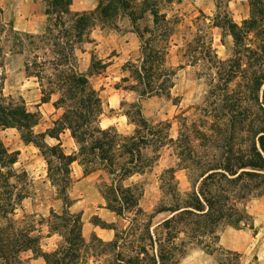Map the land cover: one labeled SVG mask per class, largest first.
<instances>
[{
    "label": "trees",
    "instance_id": "1",
    "mask_svg": "<svg viewBox=\"0 0 264 264\" xmlns=\"http://www.w3.org/2000/svg\"><path fill=\"white\" fill-rule=\"evenodd\" d=\"M41 1L45 4L47 17L41 34L19 33L10 27L18 52L24 54L27 50L32 55L30 61L24 58V72L27 77L37 78L41 103L48 102L51 95L58 94L53 106L55 109L63 108V113L53 122V128L44 133H35L33 128L39 122L38 114L27 111L25 107L5 106L4 97L0 95V130L16 127L24 143H31L41 151L48 165V176L62 201L60 213L50 210L52 222L48 232L58 234L63 242L52 253H46L38 247V236L28 232H9L14 225L6 216L14 212V206L19 205L25 195L8 183L14 174L11 167L17 161L18 152H9L0 140V198L5 197L0 210L1 217L6 219L5 228L0 227V264H10L11 261L19 263V254L28 250L39 253L46 264H74L78 250L84 246L81 215L70 210L72 201L67 194L70 165L75 161L83 168L85 175L99 173L101 180L102 174L106 175L107 181L102 182L98 189L108 201L111 211L122 218L125 214H133L132 234L139 231L136 246L129 255L116 252L117 264H177V245H173V240L181 233L199 244L202 243L200 237L205 235L212 236L216 241L215 229L219 222L233 215H237L236 221L243 217L233 209L231 201L260 195L264 191V105L258 103L257 95L253 96L264 84V0H247L250 14L248 19L241 22V26L226 15L216 24L226 28L232 37L235 48L233 59L220 60L208 34H195L186 44V50L193 55L198 54L225 89L231 81L240 77L245 90L238 96V103L222 108L227 109L224 115H213L214 123L210 129L215 133H221L220 129H224L223 132L227 134L222 135V144L216 143V140L212 144L224 151L203 155L195 150L189 137L167 139L163 133L165 125L147 121L139 103L130 104L134 111L124 113L134 125L131 134H119L114 127L102 128L99 117L103 112V101L88 78L92 75L93 64L88 73L78 70L75 50L83 36L97 22L116 26L117 18H127L131 32L139 41V58L136 64H129L131 75L122 81L133 82L129 89L135 91L141 100L152 96L170 97L175 72L166 66V56L179 19L168 16L162 7V0H95L97 8L91 13H72L69 10L71 0ZM2 13L0 5V31L4 26ZM146 15L150 16L151 25L140 27ZM202 24L209 27L205 22ZM250 34L255 41L253 48L244 44L245 40L252 44L250 39L247 40ZM39 52H42L41 55H38ZM1 64L2 61L0 67ZM47 67L52 69L48 77L45 73ZM45 78L46 87H43L42 79ZM244 97L245 100L254 101L252 107H242L240 99ZM66 130L76 147L70 154L62 151L60 141L49 146L44 140L45 136L59 140V135ZM196 134L201 140L198 147H204L205 141L212 139L203 131L197 130ZM167 141L176 146V156L190 181V191L180 194L174 169H166L161 174V180L167 183L163 192L165 199L151 213H145L139 205L141 187L135 183H125L133 176L144 174L157 161L156 154ZM243 142L247 143L244 149L240 147ZM148 148L153 150L154 157L144 154ZM48 157L54 158L57 164L52 165ZM7 167L9 170L3 173ZM165 186L161 185L163 188ZM12 193L15 202L11 205L9 199ZM162 213H166L167 217L154 224L153 219ZM142 219L146 220L145 224L141 222ZM93 223L115 230L113 224H105L97 217L93 218ZM159 229L165 232L163 241L156 237ZM116 237L117 234L108 243L98 240L105 247L119 249ZM230 254L239 256L234 252ZM182 255V252L177 254Z\"/></svg>",
    "mask_w": 264,
    "mask_h": 264
},
{
    "label": "rangeland",
    "instance_id": "2",
    "mask_svg": "<svg viewBox=\"0 0 264 264\" xmlns=\"http://www.w3.org/2000/svg\"><path fill=\"white\" fill-rule=\"evenodd\" d=\"M162 0V7L167 11L169 17H177L178 24L171 37L170 47L166 56V66L174 70L173 86L170 90V97L152 96L143 100L139 99L135 91L129 89L133 82H123L131 75L129 64H136L139 58V47L134 49L128 41L125 50L113 52L99 59L97 54L87 59V69L81 71L88 73L92 68V75L89 78L90 84L95 90L99 91L103 101V112L99 117V123L102 128L114 127L119 134L129 135L134 129L124 115L125 112H133L130 104L140 105L142 115L151 124L165 125L164 132L167 139L176 140L179 136H186L192 140L195 150L203 155L208 153H217L224 149L215 148L213 141L222 144V137L227 132L220 129L221 133H215L210 129L214 123L213 115L219 117L224 115L227 106L235 105L240 97L245 93L243 81L240 77L231 81L227 89L215 78L214 72L207 69L198 54L186 50V44L193 39L195 34H208L212 39V48L220 60H229L234 57V45L232 37L226 28H220L216 24L224 15L230 18L238 26L241 22L249 18V5L247 0ZM2 7V22L4 24L0 31V95L4 97L5 106L12 108L25 107L31 113H37L39 122L34 126L35 133H41L47 128H53V122L63 113V108L55 109L40 108L41 92L36 77H27L24 72V58L29 61L32 58L27 50L24 54L18 52L14 45L16 39L12 36L11 27L15 31H20L28 25V21H34V28L39 29L40 33L47 24V17L43 13L44 3L40 2L38 6L31 3V0H0ZM32 11V13H31ZM202 15L206 17L203 19ZM200 19V22H198ZM128 19L119 17L115 20L116 26L112 24H103L97 22L96 26L104 27L112 32H119L124 29L125 22L128 26ZM205 22L209 27L203 26ZM151 18L146 15L140 22V27L150 26ZM39 34V33H38ZM244 41L246 47L253 48L255 41L250 34ZM81 49V44H78ZM127 50V51H126ZM39 52L38 55H41ZM244 51L242 50L241 56ZM83 65V64H82ZM79 67V64H78ZM83 67V66H82ZM79 69V68H78ZM45 73L51 76L52 69L47 67ZM46 78L42 79L43 87ZM264 84L259 91L253 94L258 97V103L264 105ZM58 94L50 96L53 103L58 100ZM240 101L242 107H252V101ZM254 102V101H253ZM9 103V105H8ZM224 121V120H222ZM6 132L4 133V130ZM0 130V140L3 145L11 152H18L17 162L11 167L14 172L13 177L8 179L9 185H14L19 193H23L25 198L19 205L14 206V212L8 214L7 219H11L13 229L9 232H28L30 235L38 236V247L41 252L52 253L63 242V238L56 234L54 240L47 241L50 236L48 227L52 222L50 210L60 213L62 210V201L58 198L56 188L52 185L48 176V165L41 155V151L33 144H26L21 139L19 130L16 127ZM203 131L210 135L212 139L205 141L204 147H198L201 140L198 139L196 131ZM68 131V130H67ZM60 135L61 149L65 154L75 150V144L70 139L69 131ZM223 135V136H222ZM49 141V140H48ZM53 146V142H47ZM243 142L240 146L244 149ZM176 146L167 141L165 145L157 152V161L151 164V167L145 170L141 176H136L128 180L125 184L135 183L142 189V197L139 201L141 209L145 213H151L154 208L165 199L163 192L166 190L165 180H161V174L169 168L174 169V177L177 181V188L180 194L184 195L190 191V181L184 169H181L179 160L176 156ZM147 157H154L153 150L148 148L144 151ZM50 158V157H48ZM52 165L57 164L54 158H50ZM9 170L7 167L5 171ZM70 177L72 181L76 180L75 165L70 166ZM95 176L87 186L77 187L74 181L69 185L67 193L70 200H73L71 210L73 212L85 211L87 215L94 212L97 206V197L99 186L106 182V175ZM164 184V188L161 185ZM167 185V183H166ZM13 192V191H12ZM5 202V197L0 198V206ZM15 202V196L9 199L12 205ZM233 209L239 211L243 216L239 221L237 215L230 219L219 222L215 229L217 240L212 236L205 235L200 237L202 243L189 240L182 233L173 240V245H177L175 257H178L177 264H264V191L260 195H251L245 199L231 201ZM230 202V203H231ZM0 227L6 226V219L1 217ZM93 215L89 218L91 219ZM167 217L166 213L157 215L153 223H157ZM133 214H125L119 217L114 223V233L117 234L116 240L119 249L105 247L101 244L96 235L82 236L83 247L78 250V258L74 264H117L116 252L122 254H131L136 246L139 231L132 234L131 219ZM93 222V219H91ZM143 224L146 223L142 219ZM154 228V227H152ZM157 239L162 241L166 235L163 229L157 230ZM161 241V242H162ZM108 243V242H104ZM144 243H147L145 241ZM135 244V245H134ZM63 245V244H62ZM207 246V247H205ZM131 247V252H130ZM156 248V247H155ZM208 249V250H207ZM209 250L211 253H209ZM182 252V256H177ZM237 253L234 257L230 253ZM155 253V252H154ZM19 263L9 262L10 264H46L39 253H33L31 250L19 254Z\"/></svg>",
    "mask_w": 264,
    "mask_h": 264
},
{
    "label": "crops",
    "instance_id": "3",
    "mask_svg": "<svg viewBox=\"0 0 264 264\" xmlns=\"http://www.w3.org/2000/svg\"><path fill=\"white\" fill-rule=\"evenodd\" d=\"M40 2L43 3V1L41 0H31V3L35 4L36 6H38ZM96 8H97V2L95 0H71V4L69 6V10L72 13H91V12H94ZM43 13H45V7L43 9ZM34 21L35 20L33 21L31 20V22L28 21L29 22L28 25H26L25 28L21 29L22 31H24L22 33L33 34V35H37L38 33L41 34L43 31L40 33L39 29L34 28ZM127 22H128V26H127V23L125 22V25L123 27L125 28V30L122 29L119 32L117 31L112 32L111 30H108L104 27L95 26L91 28L83 36L82 41L79 43L81 44V49L77 47L75 50V55L77 57V63L79 64L78 70L80 72L85 71L87 69V67L89 66V64L88 65L86 64L87 59L90 58L91 60V57H93L94 54H97L100 59L102 57L107 56L110 53H113L114 51L119 52V49L120 51L125 50L124 47L127 46L126 41H128L130 45L133 46L134 49H137L139 47V41L136 35L133 32H131V26H130L129 20ZM39 107L40 108L43 107L47 110H49L50 107L54 108L52 99H49L48 102L41 103V106ZM6 130L7 129L4 130V133L6 132ZM40 132L44 133L46 132V129L43 132L42 131ZM66 132L68 131L66 130L63 133H65L66 135L67 134ZM63 133H61L60 135H62ZM60 135H59V140H56L55 138H51L49 136H45L44 140L46 143L49 141H52L53 145H56L59 141L61 142ZM70 139L72 138L70 137ZM72 165H75V176H76V180L75 181L73 180V181L76 184V186L79 188L84 187L85 185L87 186L91 181L93 182V179H95V176H99V173L85 175L83 173V168L76 161L73 162L70 166ZM137 176H141V175H137ZM133 177H136V176H133ZM73 181H72V178L70 177V185ZM96 192L99 195V197H97V203H99L100 205L97 206V209L94 210L93 213L87 215L88 218L85 219V214H86L85 211L82 212L80 210L78 212H73L71 210V207L73 205L72 199H71L72 204H71L70 210L73 213H79L81 215V221H82L81 234L83 237H88L89 235L93 234V235H96L102 242H111L113 241L115 237L114 230L96 225L93 222H91V219H93L94 217H97L99 220H101L105 224H114L118 221L119 216H117L113 211H111V209L109 208L108 201L103 197L99 189L96 190ZM92 215L93 217L89 219ZM55 235L56 234H51L50 236H47L46 237L47 241L54 240Z\"/></svg>",
    "mask_w": 264,
    "mask_h": 264
}]
</instances>
